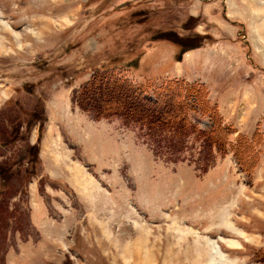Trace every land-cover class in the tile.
Returning a JSON list of instances; mask_svg holds the SVG:
<instances>
[{
  "label": "rangeland",
  "instance_id": "374dc122",
  "mask_svg": "<svg viewBox=\"0 0 264 264\" xmlns=\"http://www.w3.org/2000/svg\"><path fill=\"white\" fill-rule=\"evenodd\" d=\"M98 74L149 101L202 87L216 121L188 119L224 153L94 121L74 95ZM0 165V264H264V0H0Z\"/></svg>",
  "mask_w": 264,
  "mask_h": 264
},
{
  "label": "trees",
  "instance_id": "16d2710c",
  "mask_svg": "<svg viewBox=\"0 0 264 264\" xmlns=\"http://www.w3.org/2000/svg\"><path fill=\"white\" fill-rule=\"evenodd\" d=\"M154 38L175 43V37L170 33H160ZM186 49L182 48L180 50L176 56V61L180 60L182 53ZM105 78L100 74L96 75L92 80L83 84L74 95L79 108L94 121L118 117L126 125H134L144 129L147 138L156 149L162 152L165 151L171 155H176L175 153H179V151L181 152L185 145V139L191 135L199 143L201 161L206 162L212 156L213 149L216 152L224 153V141L219 132L206 131L202 133L201 131H197L195 133L196 127L188 119V110L195 106L202 114H209V121L212 124L216 121L213 111L207 110L208 105L204 101L206 91L202 87L193 85L183 90L185 97H190V95L194 97L191 102L192 106H190L185 100H175L176 94L172 89L168 91V96L165 99H161L159 94H153V99L149 101L145 97L146 91L144 90L134 88L125 90L119 85L110 83L105 84V87L101 86L99 80ZM99 88H103L106 91H101ZM111 89H115L118 94ZM131 97L132 99H130ZM41 113L44 114L43 108L41 109ZM33 116L26 123V128L29 129L38 124L41 131L46 121L45 116L42 115L38 119ZM4 144L7 145V143ZM38 149L37 145L28 148L30 153L29 162H36ZM31 150L34 151L31 152ZM174 158L176 159V157ZM3 165H0V178H2V181L5 178L2 175ZM240 168L244 170L242 162H240ZM5 198H7V190L0 189V204L3 203V200L6 201ZM0 207L5 208L6 203Z\"/></svg>",
  "mask_w": 264,
  "mask_h": 264
}]
</instances>
